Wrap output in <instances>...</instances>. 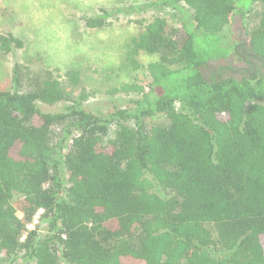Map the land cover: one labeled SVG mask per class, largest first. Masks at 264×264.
<instances>
[{
	"label": "trees",
	"instance_id": "obj_1",
	"mask_svg": "<svg viewBox=\"0 0 264 264\" xmlns=\"http://www.w3.org/2000/svg\"><path fill=\"white\" fill-rule=\"evenodd\" d=\"M156 7L174 25L155 16L126 45L150 78L120 89L140 96L129 107L88 111L72 70L17 66L0 91V264H264V0L128 11ZM237 15L244 40L225 45ZM21 47L0 36L3 54Z\"/></svg>",
	"mask_w": 264,
	"mask_h": 264
},
{
	"label": "rangeland",
	"instance_id": "obj_2",
	"mask_svg": "<svg viewBox=\"0 0 264 264\" xmlns=\"http://www.w3.org/2000/svg\"><path fill=\"white\" fill-rule=\"evenodd\" d=\"M149 1L154 0H0V36L11 34L22 42L20 49L13 48L9 54L0 52V91L12 88L13 71L17 66L34 75L49 71L63 75L72 70L78 72L87 96L84 107L88 111L107 115L114 109L129 107L140 96L125 94L120 89L134 83L147 84L150 78L143 68L133 70L125 64L126 45L155 16L165 18L169 25L173 24L172 13L167 8L128 11ZM102 11L110 14L105 19L106 25L98 29L87 28L85 20L97 18ZM240 20V15L235 16L224 30L225 45L236 40L232 27L237 26L239 31L245 32V25ZM38 31L44 36L43 43L47 48L62 50L74 58L68 63L51 62L47 51L41 50ZM101 35L105 38L101 39ZM155 60V56L139 54L137 57V62L143 67ZM22 86L27 87L28 82L24 81ZM68 87L75 93L79 89ZM67 105L69 103L53 107L41 105L39 108L44 113H56ZM159 121H152L151 125ZM38 222L36 217L29 230Z\"/></svg>",
	"mask_w": 264,
	"mask_h": 264
},
{
	"label": "clouds",
	"instance_id": "obj_3",
	"mask_svg": "<svg viewBox=\"0 0 264 264\" xmlns=\"http://www.w3.org/2000/svg\"><path fill=\"white\" fill-rule=\"evenodd\" d=\"M26 6L31 8L30 4H27ZM100 38L103 39L105 37L103 35H101ZM37 40L39 41V45L41 47V50L47 51L49 58H50V61L53 63H57V64L68 63L74 58L73 55H69L62 50H51V49L47 48L43 43L44 36L39 31H38ZM81 52L83 53V50H81Z\"/></svg>",
	"mask_w": 264,
	"mask_h": 264
},
{
	"label": "flooded vegetation",
	"instance_id": "obj_4",
	"mask_svg": "<svg viewBox=\"0 0 264 264\" xmlns=\"http://www.w3.org/2000/svg\"><path fill=\"white\" fill-rule=\"evenodd\" d=\"M240 23H241V20H240ZM235 25H237V24H235ZM240 28H242V25H240ZM232 31H233L234 35H237L236 36V40H235L236 42L237 41H243L244 40V35L245 34H244V32H242V30L239 31V28L237 26L232 27ZM226 62L233 63V66H235V64H237V66H235V67H238L239 70L241 69V67L242 68H247L246 65L243 62H235L233 58H232V60H226ZM260 65L263 66V67L262 66L261 67L263 68L262 69V73H264V62H261Z\"/></svg>",
	"mask_w": 264,
	"mask_h": 264
},
{
	"label": "built area",
	"instance_id": "obj_5",
	"mask_svg": "<svg viewBox=\"0 0 264 264\" xmlns=\"http://www.w3.org/2000/svg\"><path fill=\"white\" fill-rule=\"evenodd\" d=\"M36 217H38V215H37ZM36 217H35V218H36ZM35 218H34V221H33L34 223H35ZM30 226H31V225L28 226V229L31 228Z\"/></svg>",
	"mask_w": 264,
	"mask_h": 264
}]
</instances>
